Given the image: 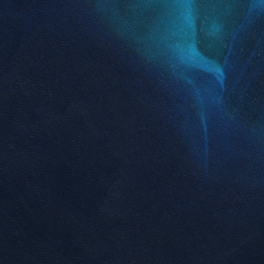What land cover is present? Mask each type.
Wrapping results in <instances>:
<instances>
[{
  "label": "water",
  "instance_id": "obj_1",
  "mask_svg": "<svg viewBox=\"0 0 264 264\" xmlns=\"http://www.w3.org/2000/svg\"><path fill=\"white\" fill-rule=\"evenodd\" d=\"M0 264H264V0H0Z\"/></svg>",
  "mask_w": 264,
  "mask_h": 264
}]
</instances>
